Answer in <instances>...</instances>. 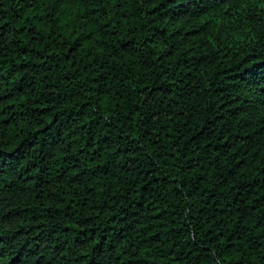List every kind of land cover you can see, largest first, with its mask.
<instances>
[{"label": "trees", "instance_id": "1", "mask_svg": "<svg viewBox=\"0 0 264 264\" xmlns=\"http://www.w3.org/2000/svg\"><path fill=\"white\" fill-rule=\"evenodd\" d=\"M0 264H264V0H0Z\"/></svg>", "mask_w": 264, "mask_h": 264}]
</instances>
